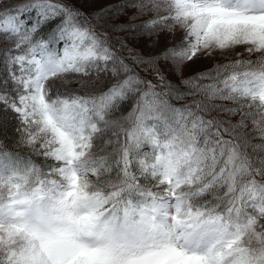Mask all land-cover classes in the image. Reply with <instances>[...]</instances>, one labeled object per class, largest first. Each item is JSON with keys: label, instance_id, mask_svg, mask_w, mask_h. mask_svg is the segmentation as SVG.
Instances as JSON below:
<instances>
[{"label": "snow or ice", "instance_id": "1", "mask_svg": "<svg viewBox=\"0 0 264 264\" xmlns=\"http://www.w3.org/2000/svg\"><path fill=\"white\" fill-rule=\"evenodd\" d=\"M0 69V264H264V0H0Z\"/></svg>", "mask_w": 264, "mask_h": 264}, {"label": "rangeland", "instance_id": "2", "mask_svg": "<svg viewBox=\"0 0 264 264\" xmlns=\"http://www.w3.org/2000/svg\"><path fill=\"white\" fill-rule=\"evenodd\" d=\"M71 2L74 4L75 7L80 8L84 13H88L90 11L93 10H98L100 7L105 6L106 4L109 3H115L116 0H100V2L98 3H94V4H88L86 2H80V0H71ZM146 41L150 40L151 38L149 37H145L144 38ZM177 43V40L175 38L174 35L169 36L167 39H162V43L158 44L156 48L154 49H150V50H146L147 51H151V52H156L159 51L160 48L163 46V44H167V45H171V44H175ZM236 52H241L243 53V56L246 58L247 57V53L244 52L243 47H239L235 50H233L231 52V54L229 55V59H235L237 58L235 53ZM255 58V57H253ZM226 62L224 57H213L211 59L208 58H201V61L198 62L196 65H193L191 68H185L181 75L178 77H172L171 72H170V68L171 65L170 63H166V62H162V68L165 71L166 75H168L172 80L173 83H178L179 79L181 78H187L188 76L194 75L196 71H202L205 69V67H211L213 64L215 63H223ZM4 78V73L2 71V69H0V79ZM68 87L71 88H77L78 85L74 82L72 84H70ZM89 89H81V92L84 91H88ZM199 98V97H197ZM186 101H181L179 103H185ZM216 103H227V102H221V101H216ZM118 112H115L113 115L115 117V115H117ZM237 118H233V122H235ZM18 126V121L15 119L14 114L9 111L7 113L0 111V134L3 135L4 137L7 136V138L9 139V141H11L12 143H10L14 150H18L22 153H24L25 155H29L31 157H34L37 159V164L40 165L41 167L44 166L45 161L43 157H38L32 154V150L24 145H17L16 141L19 140V133L16 132V128ZM252 130V125L249 122V126L247 131H251ZM0 135V136H1ZM226 139L228 137H225ZM253 144L256 143H260L259 138H255L252 140ZM47 163H51V161H48Z\"/></svg>", "mask_w": 264, "mask_h": 264}, {"label": "trees", "instance_id": "3", "mask_svg": "<svg viewBox=\"0 0 264 264\" xmlns=\"http://www.w3.org/2000/svg\"><path fill=\"white\" fill-rule=\"evenodd\" d=\"M130 107V104H126L124 106H122V109L117 111V115H115V117H119L121 116L122 114H126V111L128 110V108ZM1 135V134H0ZM4 138L3 135L0 136V139ZM6 143L9 144V146L11 145L10 143H12L11 141H9V139L6 140ZM10 150L13 151L14 153L16 154H19V156L23 159H28V158H31L35 163H37V159L34 158V157H31L29 155H25L24 153L18 151V150H14V148L12 146H10Z\"/></svg>", "mask_w": 264, "mask_h": 264}]
</instances>
